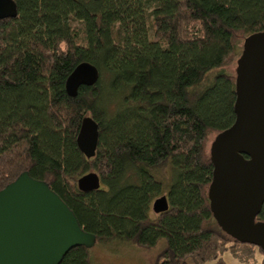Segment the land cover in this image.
Listing matches in <instances>:
<instances>
[{"label":"trees","instance_id":"obj_1","mask_svg":"<svg viewBox=\"0 0 264 264\" xmlns=\"http://www.w3.org/2000/svg\"><path fill=\"white\" fill-rule=\"evenodd\" d=\"M0 20V191L21 175L46 183L91 234L93 246L162 241L154 264H253L252 244L225 234L209 207L207 147L235 122L236 74L246 37L264 31V0H12ZM99 73L75 97L65 82ZM98 126L94 157L76 138ZM243 158L246 156L242 155ZM94 172L97 191L76 182ZM166 195L167 211L153 202ZM264 224V203L255 218ZM81 245L60 264H95Z\"/></svg>","mask_w":264,"mask_h":264},{"label":"water","instance_id":"obj_2","mask_svg":"<svg viewBox=\"0 0 264 264\" xmlns=\"http://www.w3.org/2000/svg\"><path fill=\"white\" fill-rule=\"evenodd\" d=\"M16 15L12 0H0V20ZM98 78L95 66L81 63L68 76L65 91L75 97L80 87H91ZM235 86V122L215 137L209 150L214 165L209 207L225 234L264 254V224L255 222L264 203V31L244 39ZM97 143L98 126L84 117L77 147L92 158ZM76 186L81 192L97 191L100 179L90 172ZM168 206L163 195L153 202L152 212L163 213ZM94 243L46 183L23 174L0 191V264H60L70 250Z\"/></svg>","mask_w":264,"mask_h":264},{"label":"rangeland","instance_id":"obj_3","mask_svg":"<svg viewBox=\"0 0 264 264\" xmlns=\"http://www.w3.org/2000/svg\"><path fill=\"white\" fill-rule=\"evenodd\" d=\"M237 60L225 67L227 73L236 74ZM217 135L211 134L208 138L207 147L210 150L211 144ZM163 242L160 241L155 248L144 250L130 244H118L113 247L93 246L92 256L95 264H154L158 251L162 248ZM225 264H242L231 254L225 252L222 255ZM256 261L253 264H262V254L256 251ZM206 264H213L208 262Z\"/></svg>","mask_w":264,"mask_h":264},{"label":"bare ground","instance_id":"obj_4","mask_svg":"<svg viewBox=\"0 0 264 264\" xmlns=\"http://www.w3.org/2000/svg\"><path fill=\"white\" fill-rule=\"evenodd\" d=\"M210 187V186H209ZM209 190V189H208ZM167 198V197H166Z\"/></svg>","mask_w":264,"mask_h":264}]
</instances>
